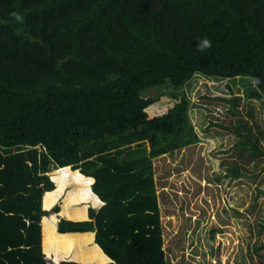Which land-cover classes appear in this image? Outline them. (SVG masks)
<instances>
[{"label":"trees","instance_id":"1","mask_svg":"<svg viewBox=\"0 0 264 264\" xmlns=\"http://www.w3.org/2000/svg\"><path fill=\"white\" fill-rule=\"evenodd\" d=\"M204 39L211 47L200 50ZM197 76L240 79L244 98L264 108V0H0V264H50L41 225L59 212L42 205L55 190L50 173L63 168L59 191L72 173L90 182L69 167L95 180L104 203L97 224L92 209V221L58 222L60 233L97 234L75 259L167 264L153 160L199 141L185 94ZM227 87L231 97L216 99L235 113L244 98ZM154 93L168 105L148 117ZM232 131L237 178L264 155V130L239 118ZM79 181L67 202L98 200Z\"/></svg>","mask_w":264,"mask_h":264},{"label":"rangeland","instance_id":"2","mask_svg":"<svg viewBox=\"0 0 264 264\" xmlns=\"http://www.w3.org/2000/svg\"><path fill=\"white\" fill-rule=\"evenodd\" d=\"M228 85L244 98L248 84L240 79L194 78L185 94L199 141L153 160L167 264H264V155L242 162L237 178L230 171L238 160L232 130L239 118L264 130V108L244 98L232 113L231 103L216 99L231 97ZM166 101L149 95L146 115L162 112Z\"/></svg>","mask_w":264,"mask_h":264},{"label":"crops","instance_id":"3","mask_svg":"<svg viewBox=\"0 0 264 264\" xmlns=\"http://www.w3.org/2000/svg\"><path fill=\"white\" fill-rule=\"evenodd\" d=\"M67 168V167H65ZM64 168V169H65ZM63 169L59 168L58 170ZM71 172H78L79 175L86 177L90 180L88 182L85 180V182H81L78 180L76 174H71V177H66L64 179V184L62 187V190L59 191V184L56 180L53 179V174L51 173V179L55 183V190L51 192H46L43 200L42 205L43 209L47 211H51L55 206L59 207V212L53 213L50 216L43 217L41 221L42 225V248L43 252L45 253L46 257H48L50 260L54 261L55 263H59L62 261H74L78 262L80 264H91L87 262H82L74 258L75 252L77 250V247H79L82 250H85L86 248L92 247L97 242V234L96 232H69V233H60L58 231V222H60L62 219H66L73 222H84V221H92L90 218V209L95 210V217L93 218V222L97 224L98 219L100 217L99 211L103 207L104 203L99 199L97 195L94 194L92 190V184L94 183V179L92 177H87L83 175L79 170H73L71 167H69ZM77 179V181L75 179ZM78 181L81 185H90V191L93 193L98 200H89V201H82L77 202L75 201H68V196L70 195V191L76 187L78 184ZM51 193L52 196L50 198V204L46 206L45 199L47 197V194ZM95 201V202H94ZM85 207V209H84ZM64 211H67L71 215H67ZM81 215V217H74L73 215ZM53 216H55L58 219V222L53 221ZM76 235V236H73ZM89 235L90 242L88 244L81 245L82 242H80L81 238H78L79 236ZM82 241V240H81ZM66 249H69V251H66ZM110 262H115V260H107L104 263L101 264H107Z\"/></svg>","mask_w":264,"mask_h":264},{"label":"clouds","instance_id":"4","mask_svg":"<svg viewBox=\"0 0 264 264\" xmlns=\"http://www.w3.org/2000/svg\"><path fill=\"white\" fill-rule=\"evenodd\" d=\"M12 15L15 16L17 21H21L22 22V17L19 14L12 13ZM210 47H211V43L207 39H204L199 45L200 50H205V49L210 48ZM254 83H258V81H254Z\"/></svg>","mask_w":264,"mask_h":264},{"label":"water","instance_id":"5","mask_svg":"<svg viewBox=\"0 0 264 264\" xmlns=\"http://www.w3.org/2000/svg\"><path fill=\"white\" fill-rule=\"evenodd\" d=\"M55 219H56V222H58V219H57V218H55ZM46 259H47V261H48L50 264H55V262L52 261V260H50L48 257H46Z\"/></svg>","mask_w":264,"mask_h":264}]
</instances>
